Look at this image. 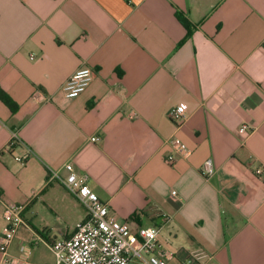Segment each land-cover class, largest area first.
<instances>
[{
	"label": "crops",
	"instance_id": "crops-1",
	"mask_svg": "<svg viewBox=\"0 0 264 264\" xmlns=\"http://www.w3.org/2000/svg\"><path fill=\"white\" fill-rule=\"evenodd\" d=\"M0 93V234L25 205L11 256L54 264L86 217L50 179L71 163L119 221L158 230L168 264H264V0H0ZM173 138L192 153L170 165Z\"/></svg>",
	"mask_w": 264,
	"mask_h": 264
},
{
	"label": "built area",
	"instance_id": "built-area-1",
	"mask_svg": "<svg viewBox=\"0 0 264 264\" xmlns=\"http://www.w3.org/2000/svg\"><path fill=\"white\" fill-rule=\"evenodd\" d=\"M93 78L89 68L75 71L62 87V92L67 99L77 98ZM186 118L184 104L176 105L170 112V120L176 127H180ZM246 132V126L239 129ZM18 140L16 132H12L7 149L11 148ZM92 142L98 141L97 137L91 138ZM173 154L166 157V163L173 164L176 154L189 157L192 151L181 141L170 139ZM25 157H14L20 164ZM64 175L56 171L50 172V179L57 180L59 184L72 195L83 207L86 217L75 228L71 237L54 241L49 244V250L54 257V264H168L171 255L163 250L158 243V230L154 227H132L125 221H119L108 210V205L101 201L95 192L87 185V177L78 175L71 163L63 165ZM215 173L211 159L205 160L200 168V174L209 180ZM256 175L261 174V169L254 170ZM171 194L174 196L175 191ZM25 205L6 204L2 217L6 223L5 229L0 234V264H32L28 260L30 251L24 249L23 257H14L9 253V247L18 228L24 225L22 212Z\"/></svg>",
	"mask_w": 264,
	"mask_h": 264
},
{
	"label": "trees",
	"instance_id": "trees-1",
	"mask_svg": "<svg viewBox=\"0 0 264 264\" xmlns=\"http://www.w3.org/2000/svg\"><path fill=\"white\" fill-rule=\"evenodd\" d=\"M180 22H181V24L187 29V32H188V34H189V33H190V26H189V24H188L184 19H180ZM0 98H2V100H3L4 102H6L7 104H9V106H10L11 109H15V108L12 106V104H10V103L8 102V100L6 99V97H3V96L1 95V93H0Z\"/></svg>",
	"mask_w": 264,
	"mask_h": 264
}]
</instances>
